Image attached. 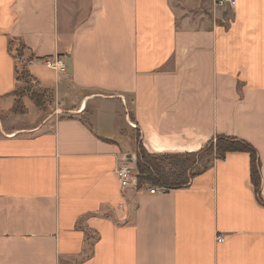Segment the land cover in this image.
Wrapping results in <instances>:
<instances>
[{
    "label": "crops",
    "instance_id": "obj_1",
    "mask_svg": "<svg viewBox=\"0 0 264 264\" xmlns=\"http://www.w3.org/2000/svg\"><path fill=\"white\" fill-rule=\"evenodd\" d=\"M20 68L51 112H9ZM125 100L149 153L249 142L264 201V0H0V264H264L247 153L119 189Z\"/></svg>",
    "mask_w": 264,
    "mask_h": 264
},
{
    "label": "trees",
    "instance_id": "obj_2",
    "mask_svg": "<svg viewBox=\"0 0 264 264\" xmlns=\"http://www.w3.org/2000/svg\"><path fill=\"white\" fill-rule=\"evenodd\" d=\"M16 73L17 82H24L26 84L36 83L38 85V82L30 75L27 69L21 68L17 70ZM22 88L20 87L13 90L12 95H22ZM42 92L46 95L47 90L44 89ZM31 95L32 100L35 101V105L37 107L40 106L39 98L41 96L35 91H32ZM22 107L23 104L16 101L13 104L12 111L16 112L20 110L19 113H24ZM135 132L137 137L134 145L137 187L155 185L162 186L167 190L181 188L190 182L194 174L201 170H205L214 159L223 158L225 154L229 152H244L249 156V175L254 192L258 200L264 204V201H262L259 196L260 166L257 152L246 140L232 136L217 135L215 138L208 140L199 150L194 152L149 153L143 148L140 142L141 135L137 128ZM204 155H206L205 157L211 156V159H209V157L204 159Z\"/></svg>",
    "mask_w": 264,
    "mask_h": 264
},
{
    "label": "rangeland",
    "instance_id": "obj_3",
    "mask_svg": "<svg viewBox=\"0 0 264 264\" xmlns=\"http://www.w3.org/2000/svg\"><path fill=\"white\" fill-rule=\"evenodd\" d=\"M15 54L17 55V53L15 52ZM21 69V68H20ZM22 88L23 89V92H22V95L20 94V96L16 95L14 96V99H13V102H12V106H11V109L9 110V112L11 113H15V114H19V111L20 110H17L16 112L12 111V107H13V104L17 101L21 104H23V110L24 112L26 111V107L25 105H32L33 107L37 108V110L39 111V113L41 115H44L48 112H51L54 107V104H53V98H51V94L47 91L46 95L43 94L42 90H44V88H41L39 87L36 83L35 84H32V83H24V82H18V85H17V88ZM32 91H35L39 96H41L39 98V104L40 106H36L35 105V101L32 100L31 98V92ZM125 103H126V113L128 115V118L130 120V122H133L132 121V113H131V102L130 100H125ZM125 109V110H126ZM9 113H3L2 110L0 109V115L3 116H9L8 115ZM123 114V113H122ZM123 118V117H122ZM127 128H128V132H129V139H130V136H131V139H130V142H129V148H128V152L130 153V155H133L131 158H133V169H134V174L136 175V169H135V153H134V145H135V142L137 140V137H136V132H135V129L136 127H132L130 125H127ZM207 153V152H206ZM206 155H204V159L208 158L211 159V156H208V157H205ZM135 180H136V176H135Z\"/></svg>",
    "mask_w": 264,
    "mask_h": 264
},
{
    "label": "built area",
    "instance_id": "obj_4",
    "mask_svg": "<svg viewBox=\"0 0 264 264\" xmlns=\"http://www.w3.org/2000/svg\"><path fill=\"white\" fill-rule=\"evenodd\" d=\"M217 2L218 3L228 2L230 4H233V0H217ZM44 63L48 68L55 69L58 72H66V63L64 62L63 59L59 57L44 60ZM129 125L132 127H135V124L133 122H129ZM132 164H133V161L131 160V157L124 155L122 159L119 161L115 169V176L119 183V189L122 192H125L130 187L137 188L134 169H133ZM144 186L147 187V192H149L150 194H160L167 190L166 188L162 186H155V185H152V186L144 185ZM122 206L123 204L121 203L118 204V208ZM216 238H217V241L222 240L221 235H217Z\"/></svg>",
    "mask_w": 264,
    "mask_h": 264
},
{
    "label": "water",
    "instance_id": "obj_5",
    "mask_svg": "<svg viewBox=\"0 0 264 264\" xmlns=\"http://www.w3.org/2000/svg\"><path fill=\"white\" fill-rule=\"evenodd\" d=\"M66 66H67V68H70L69 61L66 62Z\"/></svg>",
    "mask_w": 264,
    "mask_h": 264
}]
</instances>
